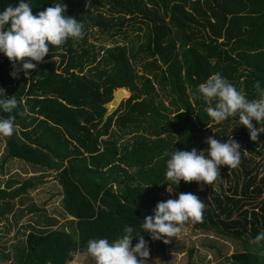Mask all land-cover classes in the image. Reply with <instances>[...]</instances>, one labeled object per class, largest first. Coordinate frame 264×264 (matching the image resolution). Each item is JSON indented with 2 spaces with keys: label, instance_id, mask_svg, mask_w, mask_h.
<instances>
[{
  "label": "trees",
  "instance_id": "1",
  "mask_svg": "<svg viewBox=\"0 0 264 264\" xmlns=\"http://www.w3.org/2000/svg\"><path fill=\"white\" fill-rule=\"evenodd\" d=\"M87 1L94 7L96 0ZM104 1L110 15L105 17L100 11L92 15L87 8L85 25L96 26L101 33L112 36L125 33L124 25L129 23L134 32L132 43L105 47L87 43L83 37L52 47L46 57L60 55L64 63L58 74L55 62L44 65L51 75L46 88L61 99L50 104L64 114L55 118L62 126L46 122L44 136L29 133L28 129L21 130L22 136L16 131L11 137L0 136L5 158L20 159L37 167L41 174L56 172L63 189V208L74 218L75 227L60 229L50 223L29 227L23 234L24 244L13 245L15 259L2 264H66L74 254L84 253L88 240L112 242L124 235L126 226L134 229L133 246L139 234L149 243L151 236L143 233L140 225L145 216L153 215L157 202L169 199L159 194L168 184L173 188V200L180 193L201 195L204 219L202 223L189 222L192 227H213L237 238L248 237L243 239L244 250L227 257L228 264H264V254L251 251L249 246V238L264 232V173L259 177L257 171L251 174V168L245 167L250 158L241 159L244 177L242 183H233L231 193H216L206 185L201 190L197 182L174 185L165 179L171 154L175 150L191 151L198 136L215 123L204 111L209 105L196 98L201 83L219 72L237 90H244L248 99L258 98L256 81L264 89V0ZM19 2L0 0V12ZM24 2L30 4L33 15L63 3L67 5L66 15L82 21L86 0ZM13 70L3 56L0 88L5 90L15 83L16 78L10 75ZM71 71L85 72L87 79L106 89L109 96L115 89L126 88L139 100L118 115L119 107L98 128L106 110L104 103L71 81ZM30 85L28 93L32 94L37 83L31 81ZM22 89L14 85L5 96H16ZM161 95L169 98L168 105L157 100ZM230 119L238 121V117ZM111 121L115 127L101 139L102 150L98 151L97 135L106 132ZM129 133H135V140L118 145L117 141ZM214 138L225 141L219 134ZM258 138L264 140V132ZM243 139H250V135L245 134ZM260 141L251 140L247 150L254 152ZM199 145L205 151L209 147L205 142ZM79 147L86 148L87 155ZM168 148L171 152L166 151ZM128 166L136 169L131 172ZM37 183L31 178L24 180L10 198ZM209 192L210 198L206 199ZM253 197L260 199L245 207ZM154 241L164 250L162 240ZM260 245L264 249V241Z\"/></svg>",
  "mask_w": 264,
  "mask_h": 264
},
{
  "label": "rangeland",
  "instance_id": "2",
  "mask_svg": "<svg viewBox=\"0 0 264 264\" xmlns=\"http://www.w3.org/2000/svg\"><path fill=\"white\" fill-rule=\"evenodd\" d=\"M87 8L92 15L98 11L102 12L105 17L110 15L108 12V4H105L104 0H96L94 7L90 6L86 0L84 10L81 14L83 18L80 22L84 26V39L87 43L104 45L105 47L116 43H132L134 32L129 23L124 25L125 33L118 32L112 36L109 32L101 33L96 26H86ZM112 15L116 16L117 14ZM111 32H114V30ZM139 32L141 33V31ZM126 34L127 36H125ZM140 41L139 39L138 42ZM74 46L76 48L78 47L76 44H74ZM3 56L4 55L0 53V60ZM48 62H55L57 66L55 72L57 74L61 72V66L64 62L60 55L45 57L42 63L37 64L36 69L30 71L28 78H26L21 71L15 83L7 86L5 89V95H8L7 92L14 85L23 88L21 91L16 92V98L21 102L17 109H14L11 113L4 112L0 109V118H7L9 115H16L17 112H23L27 109L26 115H16L15 123L17 135L22 136L21 130L28 129L30 131L29 133H37L39 136H44V126L46 122L50 125H61L56 122L57 119L55 118H57V115L58 118H60V116L64 114L60 112V109L56 108V106L50 104V101L59 100L60 98H58V95H56L54 91H50L46 88L50 83L48 80L51 79L50 73H48L47 68L44 67ZM32 63L36 62L32 61ZM136 70L140 72L139 65L136 66ZM69 79L78 83L82 89L90 92L94 96V99L101 103L109 104L112 113L120 107L118 115L127 112L130 105L134 101L139 100L134 99L129 90L122 88L120 98L117 99L115 103H112V100L116 98L117 89L112 91V94L109 96L106 89H103L99 84L93 83L91 80L87 79L85 72L77 73L76 71H71ZM31 81L32 83H37V86L33 88L32 94H29L28 90H30ZM241 92L244 95L246 93L244 90ZM157 100L161 101L164 105L169 104V98H166L164 95H161ZM67 106L70 107L69 105ZM253 124L257 123L253 121ZM257 125L260 128L264 127V123ZM114 127L115 125L112 124L111 121L107 127V131H111ZM240 129L243 130L241 131ZM134 134L135 133H129L120 138L119 141H117L118 145L124 141L133 142L135 140ZM215 134H219L220 137H225L224 143L228 141L229 137H232L241 145V159L244 157L251 159L247 161L245 166L247 169L251 168V174L257 171V177H259L264 173V140L260 141L258 138L257 140L260 141L261 144L256 146L257 148H254V152H249L247 146H251V140L243 139L245 134L249 135L248 129L239 125L238 121L234 119L219 124L213 123L211 127L206 128L202 134L198 136V140L194 141L192 148H196L198 151H205V147L199 144H203L206 137H214ZM108 135H102L101 139H105ZM118 149H122V147H118ZM257 149L259 150L257 151ZM166 151L171 152L170 148L166 149ZM205 155H207V153H205ZM63 161L65 163L67 160L64 159ZM125 166H127V164H125ZM128 168L131 172L136 169L135 166H128ZM220 175L221 177H218L212 185L206 186L213 189L216 193H231V187L235 181H238L239 184L242 183L244 168L240 164L235 169H228L227 166H223L220 169ZM56 176L57 174L54 170L50 173L41 174L37 167L27 164L20 159L5 158L4 142L0 137V193L4 194L0 196V264L15 259L13 245L24 244L25 235L23 234L29 227L36 228L38 225L43 226L47 223L53 224L54 228L60 229H73L75 227L74 218L63 208V189ZM30 178L38 180V183L33 187L22 190L20 195L10 198V195L14 194L17 184ZM167 189H169L171 193L168 192ZM197 189L199 190V188ZM159 194L162 197L174 199L173 188L169 184L163 189H160ZM210 195L211 193L209 192V194L206 195V199H209ZM199 196L201 198L200 194ZM259 199L260 197L256 199L253 197V201H250L245 207H251L252 204L256 203ZM47 205L49 206L46 207ZM28 208L31 209V211H29ZM218 228H220V226H218ZM263 229L264 222L262 225V230ZM244 238L248 237L237 238L225 232H220L213 227L208 229H197L192 227L190 223H186L182 227L181 234L173 238L170 244H165L164 250H161L154 240L147 243L150 251L147 264H228L229 260H227V257L230 254L245 249V244L243 243ZM249 240L251 239L249 238ZM249 246L251 251L264 254V249L261 248L260 244L256 246V244L251 243ZM73 257V260L68 261V264H95V261L84 253H76Z\"/></svg>",
  "mask_w": 264,
  "mask_h": 264
},
{
  "label": "clouds",
  "instance_id": "3",
  "mask_svg": "<svg viewBox=\"0 0 264 264\" xmlns=\"http://www.w3.org/2000/svg\"><path fill=\"white\" fill-rule=\"evenodd\" d=\"M67 5L55 3L53 6L33 15L30 4L20 0L16 6H8L0 12V53L12 64L10 75L18 78L19 72L29 77L31 70L42 63L52 47L62 46L69 39L80 40L84 37L83 24L74 17L66 15ZM35 61L36 63H32ZM22 65V67H17ZM254 88L256 99H248L242 92L223 77L219 72L211 75L197 89L196 98L202 99L209 106L204 111L212 121L219 124L229 118L238 117L239 125L248 129L250 139L256 141L264 127V89L256 81ZM16 96L6 97L0 88V109L11 113L20 106ZM214 106H211L213 105ZM27 109L17 112L24 116ZM16 115L0 118V136L11 137L16 131ZM209 147L206 151L175 150L166 162L165 179L174 185L181 181L197 182L203 190L204 185H212L220 175V169L227 166L235 169L241 162V145L232 137L222 143L209 136L204 141ZM207 153V155H205ZM168 192L171 193L169 189ZM205 203L191 192L180 193L178 199L157 202L153 215L145 216L140 225L143 233H148L152 240H162L170 244L178 237L186 223H202ZM134 229L124 228V235L109 242L108 239H90L84 254L91 257L95 264H147L150 251L143 235H135L138 242L132 245ZM264 241V232L259 233L250 242L259 245ZM77 238V243H78Z\"/></svg>",
  "mask_w": 264,
  "mask_h": 264
},
{
  "label": "water",
  "instance_id": "4",
  "mask_svg": "<svg viewBox=\"0 0 264 264\" xmlns=\"http://www.w3.org/2000/svg\"><path fill=\"white\" fill-rule=\"evenodd\" d=\"M117 95H116V98L114 100H112V103H115L117 99L120 98V95L122 93V88H118L117 89ZM103 107L106 109L104 114H103V118H102V121L100 122L99 126L102 125V123L106 120V118L112 113L111 109L109 108V104H104ZM73 256L69 259V261H72L73 260ZM68 264V263H66Z\"/></svg>",
  "mask_w": 264,
  "mask_h": 264
},
{
  "label": "crops",
  "instance_id": "5",
  "mask_svg": "<svg viewBox=\"0 0 264 264\" xmlns=\"http://www.w3.org/2000/svg\"><path fill=\"white\" fill-rule=\"evenodd\" d=\"M119 109V108H118ZM106 121V120H105ZM105 121H104V123L101 125V126H103L104 124H105ZM112 124H114V123H112ZM101 126H99L98 125V128H101ZM109 132L110 131H107L106 130V132H103V133H99L97 136H98V138H97V147H96V149L98 150V151H100V150H102V144H101V136L102 135H108L109 134ZM80 149H81V151H83V154L84 155H87V151H86V148H84V147H79ZM24 162V161H23ZM65 164H67V161H65ZM36 185V184H35ZM34 185V186H35ZM18 195H20V194H18ZM34 201V200H33ZM49 205H47L46 207H48Z\"/></svg>",
  "mask_w": 264,
  "mask_h": 264
}]
</instances>
